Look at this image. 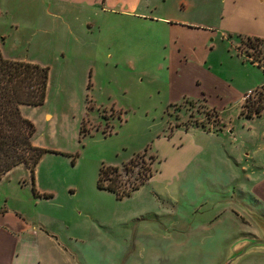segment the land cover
<instances>
[{
	"label": "rangeland",
	"instance_id": "1",
	"mask_svg": "<svg viewBox=\"0 0 264 264\" xmlns=\"http://www.w3.org/2000/svg\"><path fill=\"white\" fill-rule=\"evenodd\" d=\"M254 2L244 7L253 3L259 16ZM222 3L132 0L133 8L107 16L52 19L42 0L21 1L18 10L0 3L3 55L50 73L44 103L21 106L35 126L32 142L47 149L35 170L40 195L30 169L19 165L0 180V206L49 230L82 264H103V255L105 264H223L239 240L263 239L251 213H264L249 195L264 191V110L244 116L241 94L264 98V39L226 34L244 26L222 19ZM176 41L210 68L211 78L200 74L203 84L181 86L197 98L205 92L207 103L170 88ZM206 104L217 109V122ZM145 150L154 173L139 189L121 198L100 190L103 164L124 174ZM255 248L234 264H264V247Z\"/></svg>",
	"mask_w": 264,
	"mask_h": 264
},
{
	"label": "crops",
	"instance_id": "2",
	"mask_svg": "<svg viewBox=\"0 0 264 264\" xmlns=\"http://www.w3.org/2000/svg\"><path fill=\"white\" fill-rule=\"evenodd\" d=\"M21 1L24 0H0V3H2L6 8L18 10L20 9ZM42 2L45 3L46 8L48 9L46 13L51 19L54 17L58 18L60 14H67L68 12L74 13L78 11L85 15L87 12H89L90 16H107V13L110 11H116L117 6H121L123 9L125 6H129L130 8H133L134 6H132V0H42ZM244 2L245 0H223L222 19L237 24L242 23L244 26L243 28L230 26L229 29L224 28V32L229 31V33L226 34H229L230 37L234 35H240L246 37L257 36L264 39V0H255L254 2L260 4L261 13L259 16L254 15L253 13V3L251 7L247 9L244 7ZM121 11L126 12V10ZM159 18L168 19L170 20V23H174L173 21L175 20L183 21L179 19L171 20L168 17ZM103 20L98 19L97 24H102ZM195 44L199 45L198 43ZM187 46L188 45L186 43H178V41H176L175 45L169 49L170 54H168V58L170 59V63L168 69L171 74L170 88L174 89V92L178 94L177 98L179 97L182 99L184 96H190L192 98H196L197 100L203 99L206 102L208 99L206 96H203L205 92H202L203 95L201 94L200 89H202V86L198 87L197 92V96L202 95L200 98L191 96L186 94L185 91H182L181 86H183L187 81L190 84L196 81L195 85L197 83L203 84V81H201V73L205 72L207 77L211 76L209 71L210 68L205 67L202 65L200 60L194 58V55L188 52ZM195 48L196 47L193 49ZM251 62L256 63L252 60ZM212 75L214 76V74ZM215 78V81L217 82L219 77ZM220 79L226 81L223 78ZM246 93L247 92L244 91L241 94V99L243 102L245 101V97H247ZM207 106L213 110L216 109L210 107L209 105ZM202 128L204 129V127ZM181 132V129L178 128L173 134V137L167 139L175 140L176 135ZM206 132L209 131L206 130ZM183 133L188 135L190 131ZM182 140L183 137L180 136L176 141L181 143ZM173 145H175V142ZM177 147L182 149L184 144H179ZM184 165H187V161H185L184 164L180 162L181 168ZM179 172L177 171L175 175H177ZM254 191L255 192H253V194L249 195L250 199L253 201V203L260 205L261 210L264 213V191H259V189L256 187H254ZM197 204V206L201 205L200 202ZM14 211L15 212L10 211L8 208H4V205L0 206V264H82L81 261L78 260L79 256L73 251H69L66 245L61 243L58 238L53 235V233L45 229L43 226L35 224L32 219L23 215L20 213V211ZM45 235L47 237L50 236L51 238L49 240H44ZM45 245L48 249L44 248ZM103 258V264L108 262V259L107 261H104V255ZM83 264L90 263H88L85 259Z\"/></svg>",
	"mask_w": 264,
	"mask_h": 264
},
{
	"label": "trees",
	"instance_id": "3",
	"mask_svg": "<svg viewBox=\"0 0 264 264\" xmlns=\"http://www.w3.org/2000/svg\"><path fill=\"white\" fill-rule=\"evenodd\" d=\"M246 39L262 40L257 36H247ZM251 60L262 65L261 60L256 57ZM49 76L47 66L20 59H8L0 48V180L19 165H25L30 169L32 190L36 195L40 194L35 187V170L47 149L32 142L35 126L33 121L23 115L21 106H40L44 103ZM209 109L217 119L218 111ZM263 110L264 98L257 97L251 101L245 99L242 114L252 117ZM202 126L206 128V124ZM188 127L189 123L185 129ZM146 154L147 150L131 157L124 164V174L115 165L103 164L97 178L100 190L113 192L121 198L139 189L154 173L151 168L154 156L150 157L151 161L146 162Z\"/></svg>",
	"mask_w": 264,
	"mask_h": 264
},
{
	"label": "water",
	"instance_id": "4",
	"mask_svg": "<svg viewBox=\"0 0 264 264\" xmlns=\"http://www.w3.org/2000/svg\"><path fill=\"white\" fill-rule=\"evenodd\" d=\"M251 214H253L254 216L253 218L257 220V222L259 223L258 225L260 229L264 232V219L259 217L255 213H251ZM239 242H240V246L234 250V253L232 254V256L230 255V257L226 259V261L223 262V264H234L239 257L244 255L249 249L253 247L254 248L259 247V246L264 247V238L263 239L252 238L249 240V242H244L243 240L241 241L239 240ZM255 249L260 250L259 248H255ZM263 250L264 248H261V251Z\"/></svg>",
	"mask_w": 264,
	"mask_h": 264
},
{
	"label": "built area",
	"instance_id": "5",
	"mask_svg": "<svg viewBox=\"0 0 264 264\" xmlns=\"http://www.w3.org/2000/svg\"><path fill=\"white\" fill-rule=\"evenodd\" d=\"M252 94V92L249 93V95Z\"/></svg>",
	"mask_w": 264,
	"mask_h": 264
}]
</instances>
